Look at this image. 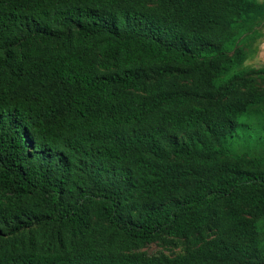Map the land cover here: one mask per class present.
<instances>
[{"label":"trees","instance_id":"16d2710c","mask_svg":"<svg viewBox=\"0 0 264 264\" xmlns=\"http://www.w3.org/2000/svg\"><path fill=\"white\" fill-rule=\"evenodd\" d=\"M261 20L259 0H0V264H256L264 156L216 150L251 101L223 102L229 80L196 107L171 78L231 72L236 23ZM215 219L185 254L139 251Z\"/></svg>","mask_w":264,"mask_h":264},{"label":"rangeland","instance_id":"374dc122","mask_svg":"<svg viewBox=\"0 0 264 264\" xmlns=\"http://www.w3.org/2000/svg\"><path fill=\"white\" fill-rule=\"evenodd\" d=\"M236 24H240L241 29L236 28V34H233L229 41L231 45L229 55L235 58L234 69L231 72L210 81L198 77L188 80L174 77L171 79L182 89L199 93V100L193 101L196 107L204 106L209 96L216 98L223 84L234 80L236 89L223 102L231 105L245 100L251 102L245 114L238 118L239 126L235 134H227L222 144L216 146V150L219 154L224 153V158L244 165V160L264 156V20L258 22L253 29L252 24L242 22ZM247 219L257 230L258 251L254 261L256 264H264V214L252 215ZM225 226L222 221L215 219L199 234L181 238L163 237L146 244L139 251L148 256L176 257L204 245L213 238L221 237Z\"/></svg>","mask_w":264,"mask_h":264}]
</instances>
